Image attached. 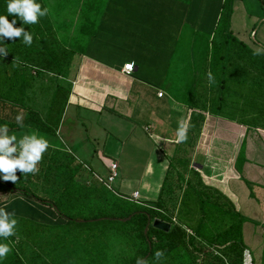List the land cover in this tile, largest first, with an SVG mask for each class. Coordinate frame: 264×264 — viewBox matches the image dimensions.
I'll return each mask as SVG.
<instances>
[{"label":"trees","instance_id":"16d2710c","mask_svg":"<svg viewBox=\"0 0 264 264\" xmlns=\"http://www.w3.org/2000/svg\"><path fill=\"white\" fill-rule=\"evenodd\" d=\"M101 1L88 0L84 6V10H98L101 8L104 10L101 16L93 18L94 21L92 23L96 24L98 20L99 26L103 23L102 29L97 30L96 34L99 32V35H103L112 41V39L118 38L119 34L124 33L123 30L128 28L127 24L135 25L134 8L136 9L137 5H140V1L103 0L102 6ZM169 1H175L176 3L177 0L162 2L169 3ZM178 1L184 5L182 11L187 15L189 7H192V5H189L188 0ZM208 1H210V4H207V8L212 4L216 10L215 19L217 18L219 21L225 20L224 26L230 27V19L236 0H206V2ZM35 2L40 4L42 11L45 8L47 9L45 15L43 17L38 16L35 24L21 25V21L17 20L13 27H23L21 36L2 37L3 44H0V47L4 48V54L0 56V125L7 127L6 131L0 134L4 135L20 131L24 127L55 131L62 118L63 111H57V105L60 102L57 92L48 102L49 107L43 115L37 104L32 103L33 101L28 98L29 88L35 87L37 82L29 81L26 66L33 67V70L35 69L34 75L44 78L41 82L44 87H46L44 75L53 73L54 76H60L70 67L68 60L70 58L69 50L61 49L57 43L56 22L51 16V7L47 5L46 0H35ZM153 3L155 6V1ZM5 6V0H0V15L7 16ZM128 6L131 8L129 10L131 13L127 10H118L120 9L119 7ZM220 9L225 15L219 14ZM109 10L112 11L108 12ZM211 14L212 12L206 17L207 22L213 17V14ZM124 17H127L126 20ZM7 19L11 22L12 16H7ZM147 19L149 20L150 18L148 17ZM228 19L229 21L226 22ZM183 21L179 20L178 22L181 24ZM213 25L211 23L212 27H210L209 33L210 36H213L212 40L214 41L216 33L212 29ZM24 31L29 32L32 36L30 44L26 45L23 43ZM126 35L124 33V37ZM131 35L135 37L139 33H131ZM139 36L141 37L142 35ZM223 36L222 40L216 41L219 46L226 48L225 52L217 46L219 48V61L223 65L219 70L220 72L226 73L232 63L243 61L244 59L241 58L242 52L245 53L244 55L249 54L252 57H250V62L255 75L264 72V50H258V54L254 55L253 53L256 50H252L245 41L234 36L229 29L224 32ZM139 47L142 48L141 52L145 49L153 50L150 45L145 46L143 44L139 45ZM76 50L78 49L76 48ZM150 60L142 61L147 65ZM222 78L224 83L222 82L221 87L223 88L226 79L224 75ZM54 88L57 91L62 89L61 85L58 84H56V87L54 85ZM195 91L196 89L194 88ZM217 96L214 99L210 114L226 117L220 114L223 100L222 97L217 99ZM57 113L58 118L55 120ZM18 116L20 118L19 125L16 122ZM205 119L204 114L201 113L192 116V122L196 121L197 128L189 129L185 132L186 138L196 136V139L189 143L190 156L186 158L184 163H182V167L178 169L169 161L159 193L155 199L144 201V205L141 208L131 209L127 203L131 202L130 200L122 196L121 198L115 193L106 195L99 192L96 186L85 185L75 196L78 205L72 208L66 207L65 210L71 209V213L65 214L59 206H56L57 213L64 219L62 224L39 223L30 218L11 215L9 219L16 220V224L13 225V232L7 237H0V243L7 244L10 251L0 261V264H143V262L144 264H164L170 262L171 259L174 260V257L181 253V249L186 248V231L182 227L185 226L182 221L186 222V220L196 217L197 214L203 218L214 211L220 212L222 217L232 213L233 218L238 223L237 229L240 230V224L246 218L237 211L234 203L227 195L219 189L206 185L200 172L192 166V152L196 149V140L200 136ZM210 127L212 125H208V133L205 134L204 140L212 135L211 131L209 132L211 130ZM225 130L226 128H223L221 131ZM241 138V135L237 136L234 146L236 151L237 149L239 150V163L243 162L245 157V149L244 146H241ZM186 142H188L186 139L180 142L177 147V149L179 148L178 152L183 151L182 147ZM202 146H205V141H203ZM13 154L14 152L10 155ZM4 175V173L0 172V177ZM72 181H74V178ZM69 187V183H66L64 190H68ZM91 187L92 189H90ZM13 191L21 192L44 205L51 207L54 205L52 201L37 195L25 185L4 179H0V204L8 201ZM120 199L126 203L118 205V202H121ZM25 202H19V206L14 201L12 202L13 205L11 204V208L50 221V212L47 211L48 216L46 217L43 213L37 211L33 213L32 210L29 211L30 208H27L28 206L26 205L28 203ZM74 213L76 214L74 216L77 217L71 215ZM149 217L151 224L147 233H145ZM172 217H177L178 223H172L173 225L168 231L152 225V221L155 218L171 223ZM125 218L128 219L125 221L121 220ZM227 243L229 242L227 241ZM225 248H228L227 254L230 262L235 264L241 262L245 248L242 242H230ZM157 251L161 255L154 258V254ZM208 262L206 264H209ZM194 263L193 261L191 262V264ZM215 263L223 264V261L216 260Z\"/></svg>","mask_w":264,"mask_h":264},{"label":"rangeland","instance_id":"374dc122","mask_svg":"<svg viewBox=\"0 0 264 264\" xmlns=\"http://www.w3.org/2000/svg\"><path fill=\"white\" fill-rule=\"evenodd\" d=\"M87 1L88 0H46L47 5L51 7V13L53 14L54 22L59 24L61 22L65 23L66 21L69 22V24L73 23L74 25H77L79 23L77 22L76 17H71V15L67 16V14L71 13L70 11H74V8H84ZM162 1L163 0H155L154 7H158L156 9L158 13L157 17L159 20V27L157 29L161 31V33H139V35L145 37L147 36V38L152 37V39L145 41L143 39V41H138L137 39H135V37H133L130 43L136 44L137 47L135 49L134 46L133 48L129 49L127 47V54H130L131 52L136 58L146 61L153 59V63H155L157 60L159 62V66H150L149 64L144 66L148 67V70L150 68H153V73L157 69L159 78H163L165 79V81H167V79L169 78V72L176 71L175 69H177V62L179 61V57H182L183 60H185L186 63L184 65L182 64V66L179 67L178 71L182 68H184V70L180 73L175 82V86L180 84V87L176 89V91H170V97L172 100L171 102L176 104V106L180 109L181 102H184L186 99H188L187 96L182 95L183 92H178L182 91L184 83L186 85H188L189 83V86L194 85L199 87L201 86L202 78L205 77L203 74H201L203 72L202 70H205L206 67L214 62L218 69L222 68L223 65L220 64L221 61H219V48H217V46H219V43L216 41L223 39V34L225 31L229 29L234 36L242 40L244 39L252 50H264V0H239L237 2L236 11L234 4V11L230 19V27L224 26L225 20L219 21L217 18L215 19L216 10L214 8V5L211 4L210 7H208L210 8L208 12L207 4H210V1L206 2V0H188L187 2L189 3V5H192V7H189V13L187 15H185V13L182 11L184 9V5L180 1L177 0L176 3L175 1L163 3ZM103 2L104 1L102 0L101 6ZM134 5L136 4L134 3ZM119 8L120 9L118 10H127L131 13V11H129L131 10L129 6ZM140 9L141 11L147 10L145 6H141ZM111 11L112 10H109L108 12ZM180 12L181 15L179 16ZM211 12L213 14H211L213 17L207 22L206 17ZM219 12L220 15H225L224 12L221 11V9ZM126 18L127 17H124L125 20ZM184 19L185 21H183ZM179 20L183 21V23L180 24L178 22ZM227 21H229V19L226 20V22ZM211 23L214 24L212 29L216 33L214 41L212 40L213 36H210L209 33V30H211L210 27H212ZM68 26L63 25L64 28H67ZM146 27H149V25H146ZM165 31L169 32L163 33ZM119 35L120 36L118 38L112 39V41L107 37L106 39H103L105 41V44L108 45V48H113V52L117 57L121 53V49L119 48L120 42L126 40L124 37V33H121ZM139 35L135 36L138 37ZM156 38H158V40H156ZM65 41L68 42V40H66L65 38L61 40L57 36V43L59 45L63 42V44H67ZM164 41L169 43H174L175 41L177 42L174 54L172 57H170V63H168L167 58V55H170V53H168L166 56L160 55L158 58H156L150 53L151 51L154 52V49H145L141 52L142 48L139 47V45L141 46L143 44H145V46L153 44L154 46L155 43L158 42V51L161 54L166 52L164 46H162ZM219 47L222 48V51L224 50L226 52V48L224 46ZM60 48L63 49L61 45ZM76 51L77 50H75L73 52V55L68 59L70 62V68L68 70H65L63 74L60 75L61 78L55 75L54 78L49 79L48 75H44L46 80V87H44L43 83L41 84L44 78L42 76L34 75L32 73L33 67L26 66V72L28 73L29 81L37 82V85L35 87L29 88V92H31L32 95L36 92H46L44 93V100L48 102H50V99L53 97L51 95H54V92H57V97L60 101H58L59 103L57 105V111L59 110V108L62 111L65 110L64 107H66V104H68L69 102L67 100L69 99L71 85L68 83V80L73 76L74 73L72 66L76 64V57H78L75 54ZM82 51L85 53L87 51V47H85ZM242 54L243 55L241 58H243L244 60L241 61V63L245 62L248 65H251L250 61L252 57L247 53V55H244V52H242ZM106 57L110 58L111 56ZM204 57L208 58V60L212 58L211 63L208 62L206 66L205 64L203 65L205 68L202 66L201 62L202 60H204ZM247 73H249V76L252 75L254 78H256L250 79L248 89L240 86L241 92H227L229 88H225L219 93L218 96L216 95L217 99H220L219 97H222L223 100L222 107L220 108V114L235 119V121H237L239 124H242L246 127L264 128V72L257 75H255L254 72L252 73L250 71H248ZM149 76L151 75L148 74V77ZM153 76L156 77V75ZM56 83H59L62 89H58L57 91V89L54 88V85L56 87ZM153 83L157 84V82ZM253 83L254 85L252 86ZM202 93L206 94L207 92H196L197 95L200 94L201 98L203 97V99H205ZM35 95H39V93ZM30 99L31 101H33V98ZM48 102L44 103L47 107H43L42 104L38 108H40V110L41 108H43V110L48 109ZM41 114L43 115L44 112L42 111ZM56 116L57 115H55V118ZM62 116L64 118L63 112ZM88 116L89 117L85 116V119L91 124L85 123L87 127L92 124H94L92 126L97 127L98 124L103 123L108 124V127H112L109 123L111 121V118L113 119L112 123H119L121 127H124V131H121V136L123 138L121 140L124 141V144L114 146V144L111 143V145L106 147H104L102 144H90L86 146L80 143H76L77 140L81 139H77L73 143L66 142L67 140L64 142L55 136L54 130L33 128L34 130L39 131L38 137L45 139L48 145L53 143L59 148L63 147L65 148V150H67V153H64L62 156H60L62 153H53V150L45 148L41 153V159L36 161L34 164V169H36L35 172L22 174L20 169L17 168L14 170V175L17 177L15 181L16 183L25 185L37 195H40L41 197L54 203L52 207L46 205L48 212H50L49 208H53V210L57 212L56 206H59L65 214L71 213L70 211L72 210H65L66 207L72 208L78 205L75 196L78 191L86 185V183L75 181L74 174L77 172V170H79V168L81 169L84 165L89 166L93 170V172L97 173L99 177L107 182L109 175V165L114 158H117V161L120 164V168L117 171L118 176L112 182H109L111 185V189H108L106 185H103L102 182L96 180L90 171L88 174L83 175L84 179L92 178V180H94V185L92 186H96L99 192L106 195L115 193L119 195V197L122 196L123 198L130 200V197L133 193L132 191L138 189L139 191H141L140 198L142 199H144L145 197H156L158 193H155L154 188L153 192L148 193L143 187L142 181H145L146 179L148 180L149 168L155 165V163H157L158 161L157 149L159 151H163V153L164 150H166V153L169 152L167 154L168 158L171 152L169 161H171L173 166L178 169L182 167V163H184L186 158H189L190 156L191 150L189 142L192 143L191 141L196 139V136L192 138L187 137L186 141H188V144L186 142L182 147L183 151L178 152V145L166 143L165 139L161 137V133L159 132V130L155 131L153 129L150 132L144 131L142 126L144 122H141L142 120H137L135 116L130 115L129 117H127L126 115L121 114L110 115V117L107 118L105 114L101 116L98 113L90 114ZM133 133H135L136 136H134V138H131V135H133ZM157 133L160 134L157 135ZM151 134L153 135L151 136ZM219 135L226 138L227 136L229 137L231 133L230 130L226 128L225 131H221V133L219 132ZM142 141L143 143H141ZM243 141L244 140H242L241 146H244L245 149L246 143H243ZM95 149H97L96 152ZM226 149L224 150V154H222V156L226 155L225 157L228 158L231 153V149L229 148V146H227ZM214 154L216 153L214 152ZM17 155L18 153L15 152L11 156L16 157ZM194 155L195 152H192V158H194ZM237 161L238 164H240L239 159ZM83 171L86 172L87 169L83 168ZM158 175L159 174H157V176H152L151 178H149L154 186H157L158 184ZM73 178L74 181H72ZM227 179L228 177L222 173H219V175H217V182L222 184L223 190L224 188H228L226 185ZM9 180L12 181L11 179ZM209 182L214 181L211 180ZM66 183H69L70 185L68 190H64V186ZM90 189H92V187ZM112 199H114V197H112ZM120 201L121 202H118V205H123L124 203H126L124 202V200L120 199ZM130 201L131 202L127 203L131 207V209L141 208L144 205L142 204L143 200L132 199ZM29 211H31V209H29ZM71 215L74 216L76 214L74 213ZM58 216L60 215L58 214ZM176 220L178 222L177 217ZM172 223L173 222H171V225L176 224ZM182 224H184L185 227L191 229L193 231V235H189V233H187L186 231V228L182 226L186 231V248L181 249V253L177 257H174V260L171 259L170 262L164 264H191L192 261L193 263L195 262L194 264H199L200 262L206 264V262L209 261L208 263L210 264L215 263L216 260H229L227 254L228 248L225 247L233 241H238V243L242 242L244 245H247L252 251L255 263H262V256L264 253V235L261 233L258 226L251 220H245L241 222V229L238 230V223L233 218L232 213L222 217L220 212L214 211L212 214L210 212L208 216H205L203 218L201 215L197 214L196 217L188 219L186 220V222L182 221ZM227 241L229 243H227ZM256 260L258 263L256 262Z\"/></svg>","mask_w":264,"mask_h":264},{"label":"crops","instance_id":"0c3cea01","mask_svg":"<svg viewBox=\"0 0 264 264\" xmlns=\"http://www.w3.org/2000/svg\"><path fill=\"white\" fill-rule=\"evenodd\" d=\"M136 1H140L141 6H145L147 10H144L145 12L141 11V6L137 5L134 12L136 18L135 25L127 24L128 28L123 30V32L127 35L125 36L126 40L120 42L119 48H121V53L118 57L113 52V48H108V45L105 44L103 39H106V37L99 35V32L96 34L97 30L102 29L103 23L100 26L98 24L99 20L96 24L92 23L94 21V17H99L104 13L102 8L98 10H84V8H74V11H70L72 14L68 13L67 16L71 15V17H76L77 22H79L77 25H74L73 23L69 24V22L66 21L65 23H55L56 35L58 38L61 40L65 38L68 40V42L65 41L67 44H63V42L60 45L66 50H69L70 56L73 55V52L76 50V48L78 49L75 52V54L78 56L76 57V64L72 66L74 73L73 76L68 80V83L71 85V89L69 92V99L67 101H69L70 104L68 102L66 107H64V118L62 116L58 127L54 131L55 136L61 139V141L65 142L67 140L66 142L72 143L77 139H81L77 140L76 143L86 146L90 144H102L104 147H106L111 145V143L114 144V146L122 145L124 144V141L121 140L123 139L121 136V131H124V127H121L119 123H112V118L109 122L110 126L112 127H108V124L106 123L98 124L97 127L92 126L94 124L87 127L85 124L89 123L85 119V116L89 117L88 115L90 114L98 113L101 116L105 114L107 118L110 117V115L122 114L126 115L127 117L130 115L135 116L137 120H142L141 122H144L142 124L144 131L150 132L153 129L155 131L159 130L161 137L165 139L166 143H172L174 145L177 144L179 146L180 142H176V132L180 125L182 124L186 126L185 132L189 129H196L197 123L196 121L192 122V116L197 113L204 114L206 119L203 123L200 136L196 140L197 146L194 151V158H192V166L194 169L200 172L206 185L219 189L225 195H227L234 203L237 211L239 210L246 220H251L254 224H256L261 233L264 235V128L246 127L242 124H239L237 121H235V119L229 117H218L210 114L211 107L215 101L214 98H216L218 92H221L225 88H229L227 92H241L240 86H243L245 89L249 88L248 84H250V79H254L252 75L249 76V73H247L248 71L252 73L254 72L252 63L251 65H248L245 62H234L229 66L226 73H223V71L220 72V69L216 67L215 62L211 63L212 58L208 60V58H206L207 56L204 57V60L201 61L202 66L204 64L206 66L208 62L211 64H208L209 66L206 68L203 66L205 70H202L203 72L201 74H203L205 77L202 78L201 86H189V83L188 85L184 83L182 91L178 92H183L182 95L187 96L188 99H186L184 102H181V109L178 108L176 104L171 102L172 100L170 97V91H176V89L180 87V84L175 86V82L180 73L184 70V68H182L178 71L179 67L186 63L185 60H183L182 57H179L177 69H175L176 71L169 72V78L167 81H165V79L159 78L157 69L153 73V68L148 70V67L144 66L146 64L144 61L136 58L131 52L130 54H127V47L128 49L133 48V46L134 49L137 47L136 44L130 43L134 37L131 35V33H161V31L157 29L159 27V20L157 17L158 13L156 11L158 7L154 8V4L149 3L155 0ZM163 1L168 2V0ZM238 1L239 0H236L234 3L235 11ZM51 16L53 17L52 13ZM146 17H149L150 19L148 20ZM63 25L69 26L64 28ZM146 25H149V27H146ZM167 32L169 31H165L163 33ZM135 39L138 41H143L144 39L145 41L151 40L152 37L147 38V36H141L136 37ZM156 40H158V38H156ZM243 41L245 40L243 39ZM176 44V41L174 43L164 41L162 44V46H164L166 49V55L168 53L171 54L167 55L168 63L171 62L170 57H172L174 54ZM85 47H87V51L84 53L82 50H84ZM150 48L155 50L154 52L152 51L151 54L156 58H158L160 55L165 56V53L160 54L158 51V42H156L154 46L153 44H150ZM106 56L111 57L107 58ZM112 56L116 58H113ZM127 63L134 64V71L130 75L123 72V67ZM149 65L159 66V62L156 60V62L153 63V59H151ZM239 66H241V68H239ZM34 73L35 69L33 70V74ZM148 74L151 76L148 77ZM209 74L212 76L211 82L208 79ZM47 75L49 76V79L55 77L53 73H48ZM153 75H156V77ZM223 75L225 76L226 81L225 86L222 88L221 84L223 82ZM57 77L61 78V76ZM153 82H157V84ZM56 84L60 85L59 83ZM253 85L254 83L252 86ZM194 88L196 89L195 92ZM159 91H163L164 95L160 96ZM196 92H207L206 94L202 93L205 99H203V97L201 98L200 94L197 95ZM38 93L39 95H35ZM44 93L46 92H36L33 94V96L31 92H28V98H33V103H36L37 107H40L42 104L43 107H47L44 104L48 102L44 100ZM41 111L46 112L47 109L43 110V108H41ZM58 111H60V108ZM57 118L58 113L55 120ZM208 125H212V127H210L211 130H209V132L211 131L212 135L204 140L205 134L208 133ZM223 128L229 129L232 136H227V139L224 136H220L219 132L221 133ZM37 131L31 127H24L20 131L7 133L6 135L15 136L16 139L19 140L24 135L35 134L38 137L39 131ZM160 133H157V135ZM152 135L153 134H151V136ZM238 135H241V140H244L243 143H246L245 157L243 162L240 164H238L237 161L239 150L237 149V151H235L234 149V143H236V138ZM134 136H136L135 133L131 135V138H134ZM203 141H205V146H202ZM16 143V140L10 141L9 146H12ZM141 143H143V141ZM227 146H229L231 149V153L228 158L225 157L226 155L222 156ZM46 148L53 150V153H62L60 156H62L64 153H67L65 148H59L53 143L48 145ZM96 151L97 149H95V152ZM157 151L158 161L155 163V165L149 168L148 180L146 179L145 181H142L143 187L148 193L153 192L154 188L156 194L159 193L158 191L160 190L171 154L170 152L168 158L167 154L169 152L166 153V150H164V153L158 149ZM214 152L216 154H214ZM113 163L117 164V171L120 168L117 158H114L109 165V175L111 170L110 166ZM83 168L87 169L88 172L83 171ZM89 171L91 174H93L96 180L102 182L103 185H106L104 183L106 181H104L97 175V173L93 172V170L86 165L82 166L81 169L79 168V170H77V172L74 174L75 181L86 183V185H94V180H92V178L84 179L83 177V175L88 174ZM219 173H222L228 177L226 180V185L228 187L227 189L224 188L223 190L222 184L217 182V175H219ZM157 174H159V179L157 181L158 184L157 186H154L149 178L152 176H157ZM211 180L214 182H209ZM136 191L139 192L138 200L143 201L153 200L158 195L157 194L156 197H145L142 199L140 198L141 191L135 189L132 192ZM28 197L29 196L21 192L13 191L10 194L8 201L0 204V209L10 213V216L19 215L30 218L39 223L54 225L62 224L64 222V219L61 216H58V213L53 210V208H49L51 213L50 221L41 219L38 216H34L32 214L19 212L14 208H11V204L14 201H16L17 204H19L21 201H26L25 203H28L26 204L28 206L27 208H30L33 213L37 211L39 213H43L45 217L48 216L46 205H42V203L38 201L35 202L36 200H31L32 198L30 199ZM143 201L142 204H144ZM245 247L248 246L245 245ZM263 263L264 253L262 256V263L259 264Z\"/></svg>","mask_w":264,"mask_h":264},{"label":"clouds","instance_id":"9594fccd","mask_svg":"<svg viewBox=\"0 0 264 264\" xmlns=\"http://www.w3.org/2000/svg\"><path fill=\"white\" fill-rule=\"evenodd\" d=\"M5 11L7 16L11 15V22L7 16L0 15V44H3L2 37H20L23 27H13L17 20L21 21V25L35 24L37 17H43L47 12L45 8L43 11L40 9V4L35 0H5ZM23 43L30 44L32 36L29 32H23ZM4 54V48L0 47V56ZM254 55L258 54L256 50ZM211 82L212 76L208 75ZM19 125L20 118H16ZM185 125H180L176 132V142H182L186 139ZM7 127L0 125V133L6 131ZM16 140L17 143L10 145V141ZM48 147L47 141L43 138L37 137L35 134L24 135L19 140L15 136L0 134V172L4 173L0 179L16 181L17 177L14 175L15 169H20L22 174L35 172L34 164L41 159V153ZM17 152L16 157L10 154ZM10 213L0 209V237H7L13 232V225L16 224L15 219H9ZM10 251L9 246L5 243H0V261L3 260L5 255ZM159 251L155 252L154 258L160 256ZM144 264V262H143Z\"/></svg>","mask_w":264,"mask_h":264},{"label":"built area","instance_id":"2783aa9c","mask_svg":"<svg viewBox=\"0 0 264 264\" xmlns=\"http://www.w3.org/2000/svg\"><path fill=\"white\" fill-rule=\"evenodd\" d=\"M126 65H129L131 67H126ZM133 71H134V64L133 63H127V64L124 65V67H123V72L124 73L130 75V74H132ZM159 95L163 96L164 95L163 91H159ZM110 169L111 170H110V175L108 176V181L104 182V183L106 184V186L108 188L111 189V185H110L109 182H112L118 176L117 164L116 163L111 164ZM138 198H139V192L136 191V192L132 193V196H131L130 200H132V199L133 200H138ZM171 221L173 223H176V224L178 223L177 220H176V217H172ZM185 228H186L187 233H189V235H193V231L191 229H189L188 227H185ZM199 264H203V263L200 262ZM210 264H217V263H210ZM223 264H235V263L230 262L229 260L223 259ZM238 264H255V259H254V256H253L252 251H251L250 248H248V247L244 248L243 253H242L241 262L238 263Z\"/></svg>","mask_w":264,"mask_h":264},{"label":"water","instance_id":"95a60500","mask_svg":"<svg viewBox=\"0 0 264 264\" xmlns=\"http://www.w3.org/2000/svg\"><path fill=\"white\" fill-rule=\"evenodd\" d=\"M128 218H125V219H121L123 221L127 220ZM151 224V220H150V217H149V222L145 228V233H147V230H148V227L149 225ZM152 225L156 228H159V229H162V230H165V231H168L170 228H171V223L166 221V220H162L160 218H155L153 221H152Z\"/></svg>","mask_w":264,"mask_h":264},{"label":"snow or ice","instance_id":"6c2138e0","mask_svg":"<svg viewBox=\"0 0 264 264\" xmlns=\"http://www.w3.org/2000/svg\"><path fill=\"white\" fill-rule=\"evenodd\" d=\"M126 67H131V66H129V65H126Z\"/></svg>","mask_w":264,"mask_h":264}]
</instances>
